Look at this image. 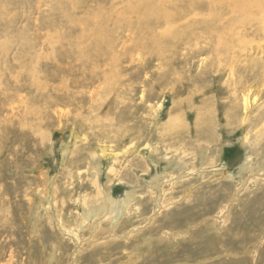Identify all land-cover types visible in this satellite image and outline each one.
<instances>
[{"label": "rangeland", "instance_id": "obj_1", "mask_svg": "<svg viewBox=\"0 0 264 264\" xmlns=\"http://www.w3.org/2000/svg\"><path fill=\"white\" fill-rule=\"evenodd\" d=\"M81 1L83 3L86 1L87 6H85V3H81ZM121 1L122 0H79L77 1V9L73 10L74 5L76 4V0H64V4L62 3L63 6H61L60 4L61 0H0V81L4 86V88L0 89V91L3 90L7 94L8 100L6 101V109H9L10 111L11 108H14V111H17V106L20 104L22 109L19 113L23 115L25 102L28 104V109H30V105L33 108H37V103L34 102L36 98V101H40L42 104H44L45 98L49 97L53 99L56 96L55 94H59L57 93V90L59 89H65L66 92L70 93L73 92L72 94L77 93L78 96H76L79 97L80 100H86L84 101L85 104H83L88 106V109H90V104L93 100V97L91 96L95 88H83L81 84L82 81L86 78L84 74L89 70L87 68L83 69V67H92V65H86V62L88 61H85V59L93 53L94 46L90 45V43L95 42V38L91 36L89 30H87L84 25L77 23V20L85 19L87 17V11H90L89 9L87 10V8L91 6V3L94 4H92L93 7H96L98 4L102 3L104 6L109 8H112L113 6V8L119 11V8L124 5V1ZM255 3V5L261 6L264 5V0H255ZM95 9L96 8H94L93 10ZM93 10L91 9L90 12H92ZM64 13H67V15L65 16ZM120 15L122 14L120 13ZM253 16L254 18H252L250 22L254 21V19L256 17H259L260 15ZM52 19L53 24H51ZM158 30L161 31V28H159ZM7 31L9 32L8 35ZM25 31L27 33H25ZM125 34H127V32ZM125 34L118 35L113 30L110 36V40H112L108 42L109 47L104 44L105 42H102L104 48L107 49V51H105V54L101 55V58H99L97 67H123L121 70V74L123 73L122 75L124 76H126V74H130V76L128 75L127 78L131 77L130 83L125 87L126 94L124 93V95L121 96L115 94L113 95L110 92L106 93V96H109L106 97V99L110 100L109 103L105 106V113L109 112L105 116V118L107 119H104V117H100L99 115H94V119L96 117L95 120H97L98 122L95 120L91 122V127L94 128V136H90L91 138L88 141L90 143L92 142V146L90 144H88L87 146H85L86 144H83L81 148L80 146L78 147V149L81 150L85 155L87 153L84 152L85 150L90 149L91 147L94 148L97 144L98 141L96 140H99L100 138L99 136H97V134L100 132V130L107 131L111 130L112 127H114V129L116 128L115 131L118 132V135L120 136V140L118 139L119 146L123 144V139H125L126 141L122 146H124L126 142L129 143L134 138H136V142L138 139V142L136 143L137 145H135V148L132 151L133 154L130 153L125 157H121V160L118 163L119 165L117 164V167L120 169L119 177L122 179V181L114 182L112 186L113 198L117 199L118 201L120 200L119 198L123 200L126 198L127 191H132V193H134L133 191L138 190L137 193L139 195L146 194L149 188L148 186L151 187V183L156 180L155 178L161 179V177L164 175L165 177L160 180L161 183H159V185L156 187L157 196L161 195V190L163 188L165 180H167L169 172H171L172 170L173 162L168 163V161L161 158L158 153H151L150 149L146 148L145 145L150 144L154 147L155 145H161V147L165 146L166 143L163 142V139L165 138L164 126L165 123L168 122V119L171 117L170 114L171 112H173L174 108L176 109V112L175 114H173V116L178 120L180 119L178 123L180 127L181 125L185 124L184 122V124L181 123L182 120L186 121L190 128L195 127V121L197 119V115H199V110L201 112L204 111L203 114H207L203 119L202 124L209 127L208 134H210L208 135V139L203 138L200 139L199 142L202 144L204 142L206 145H210L211 151L214 144L218 145V142L221 143L222 146H220L219 148H222V163L221 161L218 162L219 167L216 168V170H219V168L223 167L224 165L225 168L224 170H222L223 173L221 172L222 174L219 175L220 178L226 179L227 177L225 176L232 173L239 180H241L242 177L240 176V174H243V162L247 154L246 146H244L242 143V138L246 136L248 130L250 129L248 127L249 120H251L252 117L259 115V113L264 110V106L257 110L260 104H263L264 102V91L259 94L260 96H258L257 98L259 103L255 104L254 108H252L254 111L251 109V116L249 115V119L246 121V125L242 124L240 120V124L236 125L238 126L237 129L231 132L226 128V119L224 117L225 106H223L225 103L229 102L231 94L232 96L234 95V85L230 83L233 77H230L231 74L229 73L228 67H237L238 69L251 67L255 65L258 60H260L261 54H263L262 57L264 58L263 50L260 55H256V58V56H253L249 52L241 53L236 49L234 50L233 47H230L228 45L231 43V41H228L227 39L225 40L227 43H225L227 48L222 49L219 53L212 51L209 47L205 51H196V49H174L167 45L164 46V43H161V61H158L157 59H153L151 61L148 58V55H146L147 53L137 45V40H129V38L126 37ZM161 37V40L166 39L165 36ZM246 38L247 36H245V40H247L249 37L247 39ZM258 40L259 42H262L264 40V37L262 39L259 38ZM208 43L210 42L202 40L200 45L207 46ZM28 44H30L31 46ZM166 44L168 43L166 42ZM19 48L21 49L19 50ZM111 58L112 60H110ZM145 62H149V66H144L143 63ZM261 63H264V59ZM143 66L148 67V70L143 69ZM31 67H37L34 72H37L40 77H37L36 83H40L39 86L46 85V87L44 88V93L47 96L44 95L42 97H37L38 92L36 91L35 84L31 79ZM212 67H215L216 69L211 71ZM157 69L159 70V72L156 71ZM172 69L173 72H171ZM51 71L55 73L53 74ZM43 74L45 77L43 76ZM239 74L241 73H238V77ZM143 75L144 77H142ZM157 75L160 79H162L161 86L153 84V80L156 79ZM49 76L53 78L51 79ZM67 78L69 79L67 80ZM71 78L75 81L72 83V85H70V82H72ZM144 78H148L147 80L151 81L152 83H150L151 89L149 87L150 90L147 89L149 90L147 92H143V89H141L143 87V83H145ZM134 79L136 80L134 81ZM172 79H178L175 86H172L170 83H165V81H172ZM66 82L69 85H67ZM77 84L78 86H76ZM67 86L69 89L67 88ZM173 87L176 89L175 92H173ZM15 88L21 89L15 94ZM255 88H259L258 84ZM133 89L135 90V92ZM80 90L83 94H85H82L84 98L81 96ZM87 90L88 92H86ZM151 90L153 91L151 92ZM136 92L138 93L137 95ZM86 94H88L89 96ZM95 97L96 98L94 99H96V102H99V100H97V96ZM115 97L117 99H115ZM130 97L132 99H130ZM38 98L42 99L39 100ZM123 100L125 103L123 102ZM115 102H117L118 104ZM80 105L81 104H79V106L72 105L71 107H61L59 105H54V107L57 106L58 109L62 108L63 110L60 114L52 113L54 117H52L51 120L48 121V123H45L46 120H44V124L42 127H44L43 130L46 133V136H48L49 138L47 145L49 144V142H51L52 148L49 147L48 154L45 153L41 157H39V151L43 150V144L39 145L35 141L37 135L36 133L39 132H37L36 129H38L40 125L32 129L33 134L24 135L16 129V126L14 124H12L10 125L9 130L15 131L17 133V139L11 135L6 136V134H4L3 137L1 136L2 138H0V199L3 198L1 200L4 202L3 204V202H1L0 200V202L3 204H0V214H3L2 216L0 215V254H3L0 255L1 264H11V262L7 260L10 258L9 256L12 255V264H15L16 262L17 264H264V183L257 186L255 184L251 185L250 190L252 192L249 193L248 197H246L245 199V201L247 202H240L239 206L242 209L238 207L233 211L232 217H240L241 215H243V218H241V220L238 219L239 217H237V221H234V223L232 219L231 221H228L226 223V228H222V226L220 225L214 230H211L209 233H202L200 235L202 237L197 239L193 237L187 238V235H182L177 236L178 240L161 239L160 241L158 233L160 232V230L161 232H163L164 230L162 228L164 226H167V224H171V227L168 226V228H184L188 227L193 222L198 221L207 214H212V216H214L213 213H215L216 209L218 208L220 204L219 202L221 198H223L222 195L224 191L225 195L231 193V190L233 188L232 183H224L222 181L224 185L218 186V183L216 182L217 180H202V176L199 177L200 175L196 174L194 176L195 178L193 177L191 181H189V183L191 182L196 186V188H194L195 196L193 200H191L189 203L183 202V204H179V207H175L172 212L168 214V217H165V210H163V208L162 213L159 217V214L156 212L157 210L154 209V204L150 202L148 206H144V213L142 216H139L141 218L138 217L137 213L133 212L126 218L127 221H122L123 223H120L119 226L117 225V233L121 236L118 235L116 237L117 239L115 238V241L117 240L116 242H111L112 239L106 237L107 233L105 231L107 230V227H109L107 221L98 220L95 223V226L93 225V222L91 220L96 221L98 217L96 215L90 216L91 218L88 219V222L81 226L83 230L79 228L76 230L78 232H75L77 234L71 233V235H69L70 232H68L66 229L63 230V228H60L56 216V210L54 206L48 203L47 199L46 201H41L40 198H34V207H32L34 209V214H29V210L31 207L29 199L30 194L28 192L31 191L34 185L36 186L39 183L40 170L42 168L47 169L46 171H48V174H50V178H56L59 188L60 186H62V182L65 180V178L61 179V176L64 173L63 171H65V165L62 162V147L66 144L72 146L75 145V138H73L75 137L74 133L80 130L81 123L77 118H75L74 112L80 110ZM195 107L198 108L195 109ZM212 108L214 109L213 111L215 113L212 111ZM67 109H72V113H68ZM11 115L12 114H10V116ZM145 115L148 116L146 117ZM34 116L35 115L32 116V119H34L35 123L37 119H41L39 115H36L35 118ZM16 117L17 116H14L13 118ZM141 118H143L144 122L141 121ZM156 122L158 125L156 124ZM111 123H113V125ZM144 123H146V126H143ZM141 126L142 128H140ZM6 127L7 123L0 134H3ZM132 128L143 130V133L141 134V136L139 134H133V131L129 133L130 130L127 129ZM253 133L249 136V141L251 143H254V141L256 140L259 144H261L260 142L263 141L264 137ZM192 135V138L195 137V133H193ZM38 136L39 135H37V137ZM143 137H145V139ZM43 142L45 143L46 140H43ZM260 151V149H256L255 153L257 155L258 153L261 154ZM78 154L81 153L76 154L75 158L73 159V163L67 162V167H71L70 170L83 169L82 162L81 165L79 162L75 163ZM260 154L258 156L264 158V153H262L261 155ZM212 155H214L213 152ZM125 158H127V161L125 160ZM107 159L108 158H103L101 160L102 165L100 180L104 186L108 183L107 170L109 165L112 164V160ZM143 162H145L147 166L150 165V168L147 172L143 170ZM136 166L139 167L137 168ZM133 168H135L136 170L133 171ZM226 172H229V174ZM36 173H38L39 176ZM215 174H219V171H216L215 173L209 171V174L207 173L206 176H213ZM223 174L224 176H222ZM214 177L216 176H213L212 178ZM162 180L164 183H162ZM189 183L183 181L182 185L177 190V193L179 194L181 188L185 187ZM53 185L54 183H52L51 187L49 188L52 191ZM86 186L89 187V182L87 177H85V175L83 174V178L81 176L80 181L78 178L77 182L75 183L74 189L72 188L71 190V193H73V196H77L80 192L79 190L82 191L88 188H86ZM191 186L192 184L188 186V189ZM51 190L50 192L53 193ZM145 198L146 205L148 197L145 196ZM51 201V204L55 202V200L52 199V196H50V202ZM48 205L49 209L47 207ZM68 206V212H70L72 208L75 212H77V210L79 213L83 212V209H81L82 205L77 201H69ZM79 206L81 208H79ZM37 212L40 213L36 215ZM124 217L126 216H124L123 214L119 216L120 219ZM135 217H138V219H136ZM195 219L197 220L195 221ZM48 221H51L53 224L48 223ZM69 221L72 223H76L74 218L72 220L69 219ZM168 221L172 222L169 223ZM35 224L38 225L37 230L34 229ZM100 225L102 226V229L98 228V226ZM90 226L92 227L89 228ZM135 226H137V229L135 230L137 236H133L132 238L127 239L122 234L121 230L125 229L126 231V229H133ZM139 228H143L144 231L140 230ZM201 229L204 230V228ZM146 230L150 232L152 231L154 242L151 245H149V242H145L147 236H145L144 233L146 232ZM195 230L196 229H194L193 231L194 234L196 233ZM79 232L80 234H78ZM94 235L97 237H95ZM93 236L95 238H98L100 241L98 239H94ZM80 238H82V240H80ZM140 239H143L144 241H141ZM86 240H88L89 242ZM80 242L81 244L79 245ZM84 242L86 243V245ZM106 242H109V244H105ZM52 243L57 244V249L53 248ZM93 244L95 245L93 246ZM104 244L106 248L104 247ZM91 247H94V249ZM140 249H142L143 251ZM227 250L237 252L236 256H232V258H230V256L225 253ZM86 252L88 253L86 254ZM140 253L143 254L141 255ZM215 254H220V256L215 257ZM29 255L30 257L28 258ZM131 255H135L133 260L131 259ZM208 257H213V259L210 261L208 259L206 261L205 258ZM5 259L7 262H5Z\"/></svg>", "mask_w": 264, "mask_h": 264}, {"label": "bare ground", "instance_id": "obj_2", "mask_svg": "<svg viewBox=\"0 0 264 264\" xmlns=\"http://www.w3.org/2000/svg\"><path fill=\"white\" fill-rule=\"evenodd\" d=\"M77 1H79V0H76V4L74 5L73 10L77 9ZM122 1H124V5H122V7L119 8V11H117L115 8H113V6H112V8H109V7L104 6L102 3L98 4L96 7H93L94 4L91 3V6L88 5L89 7L87 8V10L89 9L91 11V9L92 10L94 8H96V9L93 10L92 12L87 11L88 13L86 14L87 17L85 19H78L77 20V23L84 25L87 28V30H89V33L91 34V36L93 38H95L94 39L95 42L90 43V45L94 46L93 53L85 59V61H88V62H86V65H88V66L92 65V67H83V69L87 68L89 70L84 74L86 76V78L82 81V84H81V86H83V88H86V87L95 88V90H93L92 96H91V97H93L92 103L90 104L91 108L88 109L89 107L84 105L85 104L84 101H86V100H84V101L80 100V98L77 97L78 96L77 93L72 94L73 92L72 93L66 92L65 89H63L64 91L61 89L57 90L59 87L58 86L56 90L58 91L57 93H59V94L51 93V94H55L56 96L53 99L49 98V97L45 98L44 104H42L40 101H36L37 100V98H36V100L34 102L37 103V108H33L30 105V109H28V107H27L28 104L25 102L26 108L24 107V114L21 115L19 113V112H21V109H22L20 104L17 106V109H18L17 111H14V108H11L10 111H9V109H6V101L8 100V97H7V94L3 90H1L0 91V133L2 132L6 123H7V127L5 128L3 134H0V138H2L4 134H6V136L11 135L17 139V133L15 131L9 130V127L12 124H14L16 126V129L24 135L33 134L32 129H34V128H36V126L40 125L41 127L39 126V128L36 129L37 132L39 131L38 133H36L39 136L37 137V135H36L35 141L39 145L43 144L42 148H43L44 152H43V150L39 151L40 152L39 157H41L45 153L48 154L49 147L52 148L51 142H49V144L47 145L49 138H48V136H46V133L43 130L44 127H42L44 124V120H46L45 123H48V121H50L51 118L54 117L52 115V113L60 114L63 110L62 108L58 109L57 106L54 107V105H59L61 107L62 106L71 107L72 105L73 106H79V104H81L80 110L77 112H74L75 118H77L79 120V122L81 123L80 130L78 132L74 133L75 137H73V138H75V145L72 146V145L66 144L62 147V150H63L62 162L65 165L64 166L65 171H63L64 173L62 174V176L61 175L60 176H61V179L65 178V180L63 182L61 181L62 186H60V188H59L56 178H54L53 176H52L53 179L50 178L49 177L50 174H48V171H46L47 169L42 168L40 170V178H39L40 181H39V183L38 184L35 183L37 185L36 186L34 185V187L31 189V191L28 192L30 194L29 199H30V207H31V208L29 207L30 208L29 214H34V209L32 208V207H34V198H37V199L40 198L41 201H46V199H47L48 203L50 205L54 206V208L56 210V216H57V220L59 222L58 224L60 225V228H63V230L66 229L68 232H70L69 235H71V233L77 234V233H75V232H78L76 230L79 228L82 229L81 226L88 222V219L91 218L90 216L96 215V216H98L96 221L91 220L93 222V225L95 226V223L98 220L107 221L109 227H107V230L105 231L107 233L106 237L112 239L111 242H116L117 240L115 241V238L119 235L117 233V225L119 226L120 223H123L122 221H125L126 218L129 215H131V213H133V212L137 213L138 217L142 216L144 213V206H148V204L150 202H152L154 204V209L157 210L156 212L159 214L158 215L159 217L162 213V208H163V210H165L164 211V214L166 215L165 217H168V214H170V212H172V210L175 207H179V204H183V202L189 203L191 200H193V198L195 196V189L194 188H196V186L193 185V183H191V182L189 183V181H191V179L196 174L200 175L199 177L202 176L201 177L202 180H211V179H212L211 181L217 180L216 182L218 183V186H223L225 182L226 183H229V182L232 183L234 189L232 188L231 193L226 194V195H225V191H224V193L222 195L223 198H221L218 208L216 209L215 213H213L214 216H212V214H207L206 216L202 215L203 217L201 219H199L198 221H196L197 219H195L196 222H193L191 225H189L188 227H184V228H178V229L177 228H175V229L168 228V226L171 227V224H167V226H164L162 228L164 231L161 232V230H160V232L158 233L160 241H161V239L162 240H178L177 236H182V235L183 236L187 235L186 236L187 238L193 237V238L197 239V238L202 237V236H200L202 233H206V232L209 233L211 230H214L216 227H218L220 225L222 226V228H224L226 223L228 221H231L232 219H233V222L237 221L236 219L239 216H233L232 217L233 211L236 208L240 207L239 203L245 201V199H246V197H248L249 193L252 192L250 190L251 185L255 184L257 186L259 184L264 183V158L258 156L260 153H258V155L255 153L256 149H260L261 154L264 153V138H263V141L260 142L261 144H259L256 140L254 141V143H251L249 141L250 140L249 136L253 133V131H254V133L258 134L259 136L264 137V110L261 113H259V115H257V116L253 115L254 117H252L251 120H249L248 127L250 129L248 130V133L246 134V136L244 135L245 137L242 138L243 139L242 143L244 146H246L247 154H246L244 162H243V170H242L243 174L242 175L240 174L242 179L239 180L232 173H231L232 175L230 174V175L225 176V177H227L226 179L220 178L219 175L223 173L222 170H224L225 165L223 167L219 168V170H216V168L219 167L218 162L221 161V163H222V154H221L222 148H219L220 146H222L221 143L218 142V145L214 144L212 151H211L210 145H206L204 142H203V144L199 142L200 139H203V138L208 139V135L210 134V133L208 134L209 127L202 124V121L206 117L207 114H205V113L203 114L204 111L201 112L199 110V115H197V119L195 121L196 122L195 127L190 128V126L186 123V121H184L182 119H181L182 120L181 123L184 122L186 125L183 123L184 125H181V127H180L178 125L180 119L178 120L177 118H175L173 116V114H175V112H176V109L174 108L173 112H171V114H170L171 117L169 116L170 118L168 119V122L165 123V126H164L165 138L163 139V142L166 143L165 146L161 147V145L160 146L155 145V147H154V146H151L150 144L145 145L146 148L150 149L151 153H154V154L158 153V155L161 156V158H163L164 160L168 161V163L173 162L172 170H171V172H169L167 180H165V183L162 180V183H164V185H163V188L161 190V195L157 196V190H156L157 188L156 187L159 185V183H161L160 180L163 179V177H165L164 175L161 177V179L155 178L156 180L153 183H151V187L148 186L149 188H148L146 194L139 195L137 193L138 190L133 191L134 193H132V191H127L126 198L125 197H124L125 199L122 198L123 200H121V198H119L121 201L120 200L118 201L117 199L113 198V194H112V186H113L114 182L115 181H122V179L119 177L120 176V169L117 167V164L120 162L121 157H125V156L129 155L130 153L133 154L132 151L135 148V145H137L136 143L138 142V139L136 142L135 141L136 138H134L129 143L126 142L125 145L122 146L124 144V142L126 141L125 139H123V141H122L123 144L121 143L122 145L119 146L118 145V139L120 136L118 135V132L115 131L116 128L114 129V127H112L111 130H107V131L106 130H100V132L97 134V136L100 137L99 140L95 139L96 141H98L97 144L95 145L94 148L91 147L90 149L85 150L84 152L85 153L87 152L85 155L82 153L81 150L78 149V147L80 146V148H81L83 144H86L85 146H87L88 144L91 145V143H92V142L90 143L88 140H90V138H91L90 136H94L93 135V129L94 128L91 127V122L93 120H95L96 117L94 119L93 116L99 115L100 117H104V119H107V118H105V116L109 112L105 113V110H106L105 106L109 103L110 100L106 99V97H109V96H106V93L110 92L113 95L115 94V95H121L122 96L125 93V87L131 81L130 80L131 77L127 78L128 75L130 76V74L127 75L125 73L126 76L122 75L123 73L121 74V70L123 67H97V63H98L99 58H101V55L105 54V51H107V49L104 48L102 42H105L104 44L108 46V42L112 40V39L110 40V38H111L110 36H111L113 30L118 35L125 34L127 32V34H125L126 37H128L129 40L136 39L137 45L147 53L146 55H148V58L151 61L153 59L154 60L157 59L158 61H161V43H164V46L167 45V46L172 47L174 49H176V48H183L184 49L185 48L187 50L188 49H196V51H205L209 47L212 51L219 53L222 49L227 48L225 45L226 39L228 41H231V43L228 45L230 47H233L234 50L236 49L237 51H240L241 53L249 52L253 56H256L258 54L260 55L262 53V50L264 52V40L262 42H259V40H258L259 38L262 39L264 37V5H261V6L255 5L256 4L255 0H122ZM92 2H94V1H92ZM105 2H107V1H105ZM62 3L64 4V0H61V3H60L61 6H63ZM81 3H83V2L81 1ZM84 3H85V6H87L86 1ZM5 4H7V3H5ZM58 4H59V1H58ZM72 6H73V4H72ZM1 7H2V5H1ZM54 9H56V8H54ZM117 9H118V7H117ZM120 13L122 15H120ZM64 14H65V16L67 15V13H64ZM253 15H260V16L256 17L254 19V21L250 22V20L252 18H254ZM51 24H53V19H52ZM46 25H48V24H46ZM2 26H3V24H2ZM159 28H161V31L158 30ZM249 29H250V31H249ZM7 30H8V28H7ZM8 33L9 32L7 31V35H8ZM12 33H11V36H12ZM25 33H27V32L25 31ZM161 36H165L166 39L161 40V38H162ZM243 36H244V38H245V36H247V38L248 37L249 38L248 39L246 38L247 40H245L243 38ZM15 37H16V34H15ZM27 37H28V35H27ZM12 39H14V38H12ZM202 40L203 41H209L210 43H208L207 46L200 45ZM10 41H13V40H10ZM21 42H23V41H21ZM166 42L168 44H166ZM28 43H29V41H28ZM28 45H30V44H28ZM20 49L21 48H19V50ZM22 49H23V46H22ZM256 52H257V54H256ZM110 54H111V52H110ZM262 55L263 54L260 55V57H261L260 60H258L255 63V65H253L251 67H244L242 69H240V68L238 69L237 67H235V68L228 67L229 73L231 74L230 77L231 78L233 77L231 79L230 83L234 85L233 86L234 87L233 88L234 95L232 96V94H231L232 98L230 96L229 102L225 103L223 106H225L224 117L226 119V128L228 130H230L231 132H233L235 129H237L238 126H236V125L240 124V120H241L242 124L246 125V121L249 119L248 117L250 115V111L253 110L252 108H254L255 104L259 103L257 98H258V96H260L259 94L264 91V89H263L264 88V63H261L264 58L262 57ZM256 58H257V56H256ZM110 60H112V58ZM148 64H149V62L143 63L144 66H146V65L149 66ZM144 66H143V69L148 70V67H144ZM170 68H175V67H170ZM36 69H37V67H31V69H30V71L32 73L31 79L35 84L36 91L38 92L37 97H42L45 95L44 88L46 87V85L39 86L40 83L39 84L36 83L37 77L38 78L40 77V75H38L37 72L36 73L34 72ZM126 69H130V68H126ZM214 69H216V68L212 67L211 71H213ZM156 71L159 72L158 69ZM171 72H173V69L171 70ZM237 72L241 73V74H239V77H238ZM39 73H41V72H39ZM133 73H132V75H133ZM153 74H154V72H153ZM43 76H44V74H43ZM142 77H144V75ZM64 78H65V76H64ZM69 78H67V80ZM136 79H134V81ZM147 79H145V83L142 82L143 87L141 89H143V92L144 91L147 92L151 89V87H150L151 81H149ZM71 80H72V78H71ZM138 80H139V78H138ZM161 80L162 79H160L157 75L156 79L153 80L154 81L153 84H157V86H161V84H162ZM177 81H178V79H174V80L172 79V81H165V83L166 84L170 83L172 86H175L177 84L176 83ZM69 82H70V80H69ZM73 82H75V81L72 80V82H70L71 83L70 85H72ZM138 83H140V82H138ZM137 84H136V86H137ZM257 84H258L259 88H255ZM67 85H69V84L67 83ZM62 86H64V85H62ZM76 86H78V84ZM139 86H141V85H139ZM54 87H56V86H54ZM149 87H150V89H149ZM2 88H4V86L2 85V83L0 81V89H2ZM64 88H66V87H64ZM67 88H68V86H67ZM20 89L21 88H15L14 93L16 94ZM147 89H149V90H147ZM88 90L86 92H88ZM175 90L176 89L173 87V92H175ZM72 91H74V90H72ZM152 91L153 90H151V92ZM80 92H81V90H80ZM134 92H135V90H134ZM15 94H13V95H15ZM82 94L83 93L81 92V96H82ZM101 94H103V95H101ZM137 94L138 93L136 92V95ZM152 94H154V93H152ZM83 95H85V94H83ZM86 95H88V94H86ZM45 96H47V95H45ZM95 96H97V100H99V102H96V99H94V98H96ZM82 97L84 98V96H82ZM126 97H127V95H126ZM131 97H130V99H132ZM210 98H213V97H210ZM41 99H39V100H41ZM115 99H117V98L115 97ZM75 101H79V102H75ZM123 102H124V100H123ZM115 103H117V102H115ZM60 104H62V105H60ZM263 106H264V102H263V104H260V106L258 107L257 110H259ZM152 107H154V106H152ZM85 108H87V109H85ZM196 108H198V107H195V109ZM156 110H155V112H156ZM213 110L214 109L212 108V111ZM72 111H73L72 109H67L68 113L69 112L72 113ZM95 112L98 114H96ZM10 114H12V115L10 116ZM33 115H35V116L39 115V117H41V119L40 118L37 119L36 123H35L34 119H32ZM121 115H122V113H121ZM14 116H17V117L13 118ZM35 116H34V118H35ZM177 117H178V115H177ZM141 119H142L141 121H143V118H141ZM100 120H101V118H100ZM95 121H97V120H95ZM145 122H146V120H145ZM215 123H217V122H215ZM111 124L113 125V123H111ZM145 124L146 123H144L143 126H146ZM156 124H157V122H156ZM140 128H142V126ZM144 128H146V127H144ZM127 130H130L129 133L133 131L134 132L133 134H139L140 136L143 133V130H138V128H136V129L132 128V129H127ZM193 133H195V137H193L194 140L192 138ZM203 135H205V136H203ZM96 137H94V138H96ZM145 137H143V138L145 139ZM43 140H46V142L44 143ZM152 140H153V138H152ZM258 140H259V138H258ZM252 144H254V145H252ZM143 147H144V144H143ZM161 148H163V149H161ZM50 152H51V149H50ZM212 152L214 153V155H212ZM77 153H81V154H78V157H77L75 163L79 162L81 165V162H82V164H83L82 168L83 169H78V170L72 169V170H70L71 167L70 168L67 167V162L73 163L74 162L73 159L75 158ZM139 155H140V153H139ZM159 156H156V157H159ZM103 158H108V159L112 160L111 161L112 164L109 165L108 170H107L108 183L105 186L101 183V180H100L101 165H102L101 160ZM126 159L127 158H125V160ZM37 161H39V160H37ZM241 164H242V162H241ZM142 165L144 166V168L142 167L143 170L147 172L150 168V165L147 166V164L145 162H143ZM135 170L136 169L133 168V171H135ZM209 171L210 172L212 171L213 173H215L216 171H219V174L213 175L216 177L212 178L213 176H209V175L206 176L207 173L209 174ZM225 171H227V170H225ZM59 172H62V171H59ZM164 172H166V171H164ZM226 173L229 174V172H226ZM36 174H38V173H36ZM83 174L88 179L89 187L86 186V188L88 187L87 189L82 190V191L79 190L80 192L78 193V195L73 196V193H71V190H72V188L74 189L75 183L77 182L78 178H79V181L81 180V176L83 178ZM166 174H168V173H166ZM123 175H125V174H123ZM38 176H39V174H38ZM158 176H159V174H158ZM222 176H224V174ZM183 181L187 182L189 184H187L185 187H182L180 193L178 194L177 190L182 185ZM219 181H221V182H219ZM52 183H54V185L52 186L53 191L51 189H49L51 187ZM191 184H192V186L189 187V189H188V186ZM147 185H149V184H147ZM50 190L53 193H51ZM216 191H218V190H216ZM50 196H52V199L55 200V202L53 201L54 202L53 204H51L52 201L50 202ZM145 196L148 197L146 205H145V199H146ZM1 199H3V198H1ZM69 201L70 202L71 201H73V202L77 201L79 204H81L82 208L80 206H79V208L83 209L82 210L83 212L79 213L78 210H77V212H75L73 208L71 209L70 212H68L69 211V206H68ZM218 201H219V199H218ZM1 202H3V201L1 200ZM1 202H0V204H2ZM245 202H247V201H245ZM3 204H4V202H3ZM37 205H39V204H37ZM241 205H242V203H241ZM47 207L49 209V205ZM242 207H244V206H242ZM256 207H258V206H256ZM154 209H153V212H154ZM39 213L40 212H37L36 215H38ZM122 214L126 217L120 219L119 216ZM41 216H43V215H41ZM138 217L137 218L135 217V218L138 219ZM73 218H74L76 223H72L69 221V219L72 220ZM139 218H141V217H139ZM241 218H243V215H241L238 219L241 220ZM145 219H146V217H145ZM168 222L170 223L172 221H168ZM48 223L53 224L51 221H48ZM91 227L92 226H90L89 228H91ZM37 228H38V225L35 224L34 229L37 230ZM98 228L102 229V226L100 225V226H98ZM201 228H204V230ZM50 229H52V228H50ZM136 229H137V226H135L133 229H126V231H125V229H122L121 232L127 239H129V238H132L133 236H137V233H135ZM194 229H196L195 234L193 233ZM140 230H143V228ZM90 232H92V231H90ZM96 233H98V232H96ZM78 234H80V232ZM213 234H214V232H213ZM88 235H89V233H88ZM144 235L147 236V238L145 239V242L146 243L149 242L150 243L149 245H151L154 242L153 236H152L153 235L152 231L150 232V231L146 230ZM59 236H60V234H59ZM67 236H68V234H67ZM94 236H93L94 239H98V238H95L97 236H95V237ZM119 236H121V235H119ZM80 240H82V238H80ZM86 241H88V240H86ZM124 241H126V240H124ZM141 241H144V240L142 239ZM118 243H119V241H118ZM122 243H123V241H122ZM122 243H121V245H122ZM80 244H81V242L79 243V245ZM105 244H109V242H106ZM105 244H104V247H105ZM85 245H86V243H85ZM87 245H88V243H87ZM94 245L95 244H93V246ZM121 245H119V246H121ZM126 245H127V243H126ZM140 245H143V244H140ZM52 246L54 249H57V247H58L57 244H53V243H52ZM101 246H99V247H101ZM152 246H154V245H152ZM91 248L94 249V247H91ZM140 248H141V246H140ZM122 250H123V248H122ZM132 250H133V248H132ZM140 250H142V249H140ZM151 252H153V251H151ZM222 252H224V251H222ZM87 253L88 252H86V254ZM225 253L227 255H229L230 258H232V256H236V254H237V252H235V251H228V250ZM140 254L142 255L143 253H140ZM0 255H3V254H0ZM104 255H106V254H104ZM134 256L135 255H133L131 257L132 260H133ZM143 256H145V255H143ZM216 256H220V254H217V255L215 254V257ZM9 257L10 258L7 261L11 262V264H12L11 259H12L13 255L9 256ZM29 257H30V255L28 256V258ZM137 257H138V255H137ZM205 259H206V261L208 259L210 261L213 259V257H208ZM86 260H88V259H86ZM0 261H1V259H0ZM7 261L5 259V262H7ZM79 261H80V259H79ZM15 264H17V262ZM28 264H30V263H28ZM35 264H37V263H35Z\"/></svg>", "mask_w": 264, "mask_h": 264}]
</instances>
